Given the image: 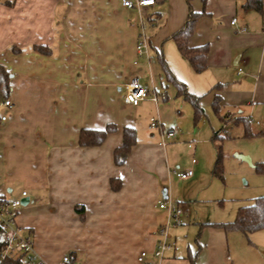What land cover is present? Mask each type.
<instances>
[{
    "label": "crops",
    "instance_id": "0c3cea01",
    "mask_svg": "<svg viewBox=\"0 0 264 264\" xmlns=\"http://www.w3.org/2000/svg\"><path fill=\"white\" fill-rule=\"evenodd\" d=\"M154 1L139 11L121 0H0V65L9 74L6 99L11 102L4 107L5 99L0 100V196L26 191L29 202L18 222L50 264L64 251L72 253L73 261L84 251L101 254L108 264H189L191 250L176 256L173 247L161 259L153 255L157 229L166 219L158 202L167 198L166 185L176 177L171 161L181 135L168 127L174 135L161 145L157 129L150 124L142 128L141 121L150 123L153 117L152 104L154 118L168 123L166 104L158 97L137 105L123 101L132 78L168 98L164 88L171 83L158 63V51L188 92L209 93L211 106L218 94L219 109L236 114L235 121L247 117L250 122L252 115L259 125L252 129L264 133V13L244 9V0H202V7L199 0H190L193 11L205 12L188 40L190 46L208 45L206 68L197 73L171 39L186 19V0ZM133 12L137 18L132 23ZM141 33L148 57L136 50ZM215 85L218 89L210 92ZM110 123L116 129L101 144L79 145L82 128ZM203 124L201 117L198 126ZM124 126L135 129L136 142L117 166L113 151ZM245 139L257 147L254 163L264 161V135ZM187 148L196 157L198 142ZM187 169L193 174L181 180L198 183L199 163ZM111 181L119 186L113 188ZM196 245V264H234L223 257L228 250L223 230L205 227Z\"/></svg>",
    "mask_w": 264,
    "mask_h": 264
},
{
    "label": "rangeland",
    "instance_id": "374dc122",
    "mask_svg": "<svg viewBox=\"0 0 264 264\" xmlns=\"http://www.w3.org/2000/svg\"><path fill=\"white\" fill-rule=\"evenodd\" d=\"M199 1L202 7V0ZM131 16L132 18H129L133 23L134 18H137V13L133 12ZM150 56L154 57V53L151 51ZM139 59L142 58L139 57ZM165 85H167L164 88L165 93L168 96L166 100L162 97L164 92L156 90L158 102L166 104L165 117L168 123L163 124L165 129L172 127L182 136L179 139L181 145L176 149L174 161H171L172 169L178 167L179 171H184L190 168L191 162H197L200 171H202L201 178L196 184L192 185L189 180H181L174 176L166 185V189L169 190L167 197L182 210L179 221L168 227L166 240L169 244L173 243L170 248L174 247L176 256L177 254L185 255L188 250L194 254L197 249L196 239L200 241L202 231L207 227L204 225L205 223L229 222L233 220L239 207L250 204L253 198L264 196V175L255 169L253 158H256L257 147L255 142L243 137L242 123L235 121L236 114H234L235 117L225 114L227 111L222 106L216 112L211 106L210 94L205 92L196 94L202 113L195 120L192 104L175 94L173 84ZM151 110L152 116L157 117L153 104ZM144 112L145 110L140 111V113ZM247 112L248 109L245 107L244 115L248 114ZM201 117L204 119V124L198 126ZM256 120L250 115V124L253 129H259V125L255 123ZM169 122H173L174 125ZM140 124L142 128H148L149 122L142 120ZM215 131H217V139L212 141ZM202 140H205L204 144L201 142ZM193 142H196V145L198 142L199 146L196 157L187 148V143ZM214 144L221 145V177L211 174V167L216 156ZM248 150L251 155L247 153ZM236 153L248 155L253 166L237 158ZM206 162L207 165L204 169ZM17 190L20 192L21 189ZM5 194L8 199H15L19 197L20 193L17 196L12 195V192H5ZM23 207L21 205L19 211ZM263 233L264 231L253 232L246 236L238 231L227 232L228 250L223 254L224 259L228 256L227 262L229 263V259H231L234 264H264ZM166 251L162 256L165 257ZM64 252L70 254V251ZM108 262L101 254L88 255L82 251V254L76 255L72 264H108ZM110 262L112 261L110 260Z\"/></svg>",
    "mask_w": 264,
    "mask_h": 264
},
{
    "label": "trees",
    "instance_id": "16d2710c",
    "mask_svg": "<svg viewBox=\"0 0 264 264\" xmlns=\"http://www.w3.org/2000/svg\"><path fill=\"white\" fill-rule=\"evenodd\" d=\"M190 0H186L188 5V12L186 19L183 25L171 35V39L175 43V46L179 53L186 58V60L191 65L192 69L199 73L202 72L206 68V58L208 53V45L202 44L198 46H190L188 44V40L191 37L195 23L197 19L203 15L205 12H195L190 7ZM242 7L244 9H252L260 13H264L263 9V0H244ZM38 50L42 51L45 48L40 46H36ZM156 58L158 63L160 64L161 70L165 76L167 82L173 84L176 89V95L182 96L184 100L190 102L194 109L195 120L199 118L202 113V109L199 105V98L196 95L188 92L185 84L177 79L169 67L167 66L163 54L161 51L156 53ZM218 85H215L211 88L210 92L213 90H217ZM10 90L9 84V74L4 69L2 65H0V100L6 99ZM220 97L218 94L214 95L212 100L213 109L218 112ZM242 123L243 128V137L251 138L254 136L264 135L261 131H255L250 126L249 119L247 117H243L238 119ZM116 127L114 124H107L102 129H90V128H82L79 131L78 135V143L80 146H96L101 144L106 136L109 133L115 131ZM217 135L214 132L212 141H216ZM136 142V133L135 129L131 126H124L122 129V141L121 144L116 147L113 151V162L115 165L120 166L124 163L126 157L128 156L131 148L134 146ZM214 143V142H213ZM216 156L214 160V164L212 167V175L213 176H222V154H221V145L214 144ZM255 169L264 175V161L255 163ZM111 185L113 188H117L119 186V182L117 185L111 181ZM82 209V208H81ZM202 225V224H201ZM204 225L212 226L215 228H219L224 232L230 231H238L244 235H249L252 232L264 228V196H259L253 198L250 204L241 206L237 209L236 214L233 220L229 222H210L205 223ZM70 261H73L72 253L69 254ZM189 264H196V254H189L187 256Z\"/></svg>",
    "mask_w": 264,
    "mask_h": 264
},
{
    "label": "built area",
    "instance_id": "2783aa9c",
    "mask_svg": "<svg viewBox=\"0 0 264 264\" xmlns=\"http://www.w3.org/2000/svg\"><path fill=\"white\" fill-rule=\"evenodd\" d=\"M154 2V0H121L124 7L136 8L139 11L144 7L153 5ZM231 22H234V19ZM136 50L138 55L144 54L148 57V43L143 33L140 35ZM240 71L241 69L238 68V72ZM146 99L157 102V95L144 87L138 78H132L126 84L123 101L130 105H137ZM1 104L4 107L11 106L8 99L3 100ZM1 119L4 120L5 116H1ZM149 124L150 127L158 130L161 145L166 143V138L174 135L173 130L165 129L157 118L152 117ZM173 173L180 179H186L193 174V171L191 169L185 171L174 169ZM24 197H27L25 190H22L19 197L15 199L0 196V264H50L36 253L33 235L18 222L19 207L22 205L21 199ZM158 206L166 211V219L157 229L159 238L155 242L153 255L161 259L164 251L173 246L172 242L171 244L167 243V229L179 221L182 210L168 197L159 201ZM144 255L143 251L140 252L137 260L141 261ZM53 264H72V262L70 256L64 254Z\"/></svg>",
    "mask_w": 264,
    "mask_h": 264
},
{
    "label": "water",
    "instance_id": "95a60500",
    "mask_svg": "<svg viewBox=\"0 0 264 264\" xmlns=\"http://www.w3.org/2000/svg\"><path fill=\"white\" fill-rule=\"evenodd\" d=\"M235 156L237 158L245 161L249 165L253 166V163H252V161H251V159H250V157L248 155L236 153ZM28 202H29V198L28 197H24V198L21 199V203H22L23 206H25Z\"/></svg>",
    "mask_w": 264,
    "mask_h": 264
}]
</instances>
